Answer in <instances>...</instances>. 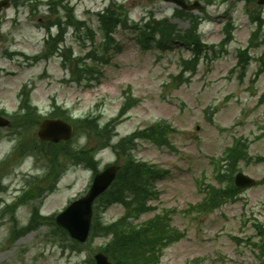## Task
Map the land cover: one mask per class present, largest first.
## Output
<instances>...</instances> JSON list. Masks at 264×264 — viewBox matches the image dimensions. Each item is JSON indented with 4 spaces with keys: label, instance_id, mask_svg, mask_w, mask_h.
Instances as JSON below:
<instances>
[{
    "label": "rangeland",
    "instance_id": "obj_1",
    "mask_svg": "<svg viewBox=\"0 0 264 264\" xmlns=\"http://www.w3.org/2000/svg\"><path fill=\"white\" fill-rule=\"evenodd\" d=\"M113 1L117 6L122 4L130 18L136 22H141L143 17L153 13L157 19H170L174 29L182 32L196 31L195 26L202 25V39L210 45L223 39L222 22L232 17L231 22L236 27L235 40L228 49L218 51L211 59L203 56L197 72L188 73V78L180 82L181 79L173 81V77L180 72L179 63L190 58L192 51L178 47L168 52L144 50L137 41V31L120 28L115 33L119 46L108 52L111 60L100 68L103 73L98 76L100 82L87 87L85 83L91 80L85 79L80 83L72 81L73 84L65 80L66 76L71 77L70 70L75 66L69 60L67 71L61 64L63 60L56 57L41 61L33 67L19 66L23 62L20 56L15 59L8 57L9 51L23 50L40 54L45 49L38 42L42 35L22 24L27 22L29 16L28 9L20 7L16 13L21 12L17 20L22 25L15 26L12 33L10 21L1 22L0 114L4 115L1 111H6L4 118L10 120L11 124L7 128H0V163L10 155L9 160L15 151L13 146L28 135L21 129L24 123L19 113H15L20 102L19 92L25 85L34 88L33 102L43 114H53L55 103L68 106L75 104L74 107H77L75 109L81 116L93 113L92 119L99 118L101 126L109 123L119 113L125 89L130 87L140 102L118 127L120 139L161 120L169 122L178 130L172 135L167 130H157L159 140H165L168 136V140L160 146L140 140L134 148V155L138 160L154 166L160 173L169 171L165 178L156 182L154 188L159 194L158 198L151 201L153 210L143 217V220H149L160 215L163 217L162 227L169 228L178 235L176 243L164 249L162 264H190L196 259L201 260L202 264H263L261 249L253 243L263 241L255 223L258 221L264 224V183L249 190L235 192L239 194L236 199H231L211 214H201L199 207L206 196V185L217 183L213 173L214 165L218 166L214 163L215 160L233 144L234 139L242 138L250 146L249 154L245 153L251 157V161L241 162L242 171L257 180L264 179V163L257 162L260 156H264V104L259 105V98L264 94V74L256 84L252 83L259 66L257 60L251 64L243 79L237 73H231L237 64V49L246 47L255 29L244 3H213L205 12H191V20L189 17H173L177 7L163 0ZM258 1L254 0L252 6L256 11L263 9ZM60 3L61 1L57 4L59 14L65 17L68 14L71 19L76 16L85 21L87 27L97 31L95 42L85 51L99 47L104 36L95 11L107 6L109 0H72ZM44 9L45 13H39L34 18L35 21H38L39 16L48 17L49 6L41 8L42 11ZM13 14L14 11L7 10L1 17ZM262 14L264 17V9ZM194 15L198 21H194ZM81 33L85 35L86 31ZM79 34L76 35L75 32V38L72 35L69 39L74 55L79 54L77 52L80 48L85 49L80 46L82 43L79 42ZM262 53L264 46L260 51L253 52L257 58ZM87 63L98 67L102 62ZM132 107L133 105L128 106ZM41 121H38V126L35 125L34 136L30 139L31 148H25L31 155L18 156L19 159L10 162L2 174L4 200L12 202L15 193L22 196L29 186H46L52 182L56 168H61L60 162L71 166L63 176L59 188L48 194L43 203L40 202L41 198L31 202L30 197L25 198V203L17 212L21 227L29 223L34 206L41 205L43 215L57 214L83 196L93 180L92 172L85 166L73 167L77 156L68 157L73 156L75 150L83 148L87 138L76 135L70 143L55 145L51 142H39L37 133ZM91 121L88 125H92ZM9 138L14 142L7 144L5 141ZM97 141L98 138L92 140L89 148ZM41 148H45L42 154L39 150ZM46 156L53 159V167H50ZM115 159L111 149L101 151L100 168ZM48 168L51 170L48 171ZM216 186L218 187V183ZM124 213L123 206H112L103 220L116 221ZM4 221L3 226H0V264H90L87 258L93 256L104 241L93 238L84 247L78 248V251H73L69 237H65L58 229L50 234L51 228L48 225L37 222L39 227L35 231L12 244L8 238L13 221L9 217ZM106 233L99 229L94 236Z\"/></svg>",
    "mask_w": 264,
    "mask_h": 264
},
{
    "label": "trees",
    "instance_id": "obj_2",
    "mask_svg": "<svg viewBox=\"0 0 264 264\" xmlns=\"http://www.w3.org/2000/svg\"><path fill=\"white\" fill-rule=\"evenodd\" d=\"M164 28V27H162ZM160 29V28H159ZM30 115L29 113L27 114ZM95 131V135L100 139L99 146L102 142L106 141L110 137L108 128L103 132L96 130V126L92 128ZM107 138L105 139L106 135ZM109 139V138H108ZM126 146V142L123 143V148ZM244 146L237 143V146L232 149L229 153L226 161L228 166L226 170L219 171L217 178L222 182L226 181V188L213 189L210 195V201L208 204L203 206L205 210L215 208L224 201L227 196H232L237 190L234 186L233 175L237 172V164L246 157L244 153ZM125 154L128 150L124 149ZM78 158L83 160L88 159L91 156L89 152L85 150L75 151ZM47 156L49 161L54 165L53 159ZM93 160V159H92ZM62 166V162H60ZM162 174L156 172L155 169L142 163H137L131 155H128L126 165L120 170L117 181L113 184L111 189L104 194L103 199L100 201L112 202L120 201L124 203L129 210L130 214L126 218L121 220L119 223L113 225L109 233L112 235V240L107 243L105 252L110 256L113 262L116 264H156L155 248L153 247V238L162 234V228L157 232L156 230L161 227V224L150 223L143 226H135L129 221L131 217H137L141 212L146 210L147 199L150 198L151 193V180L154 178L162 177ZM230 191V192H229ZM136 195V198L134 197ZM132 196L130 201L125 200L126 197ZM107 198V199H106ZM98 224L95 228H97ZM65 237L67 235L62 233ZM135 258V259H134Z\"/></svg>",
    "mask_w": 264,
    "mask_h": 264
},
{
    "label": "water",
    "instance_id": "obj_3",
    "mask_svg": "<svg viewBox=\"0 0 264 264\" xmlns=\"http://www.w3.org/2000/svg\"><path fill=\"white\" fill-rule=\"evenodd\" d=\"M7 124L8 122L0 119V125L5 126ZM50 125L45 126L40 132V136L42 139H51V140L56 139L58 128L55 125H52V126ZM57 126L59 127L60 124H57ZM116 172H117V167H111L104 173L97 175L94 186L91 192L88 194V196L80 200L79 202H76L68 210V212H71L73 218L71 221H69L67 227L76 237L80 238V235L82 233L84 237L87 235L89 231L91 215H92L91 205L94 199L99 194H101L109 186V184L113 181V179L115 178ZM237 184L240 187L245 188V187L253 186L256 183L251 178L243 174H239L237 177ZM63 217L64 216L60 217V219H62ZM97 259L101 261V262H98L100 264H109L107 258L103 257L102 255L97 256Z\"/></svg>",
    "mask_w": 264,
    "mask_h": 264
},
{
    "label": "flooded vegetation",
    "instance_id": "obj_4",
    "mask_svg": "<svg viewBox=\"0 0 264 264\" xmlns=\"http://www.w3.org/2000/svg\"><path fill=\"white\" fill-rule=\"evenodd\" d=\"M17 2V1H24L23 5H25L26 3H32V1H29V0H9V2Z\"/></svg>",
    "mask_w": 264,
    "mask_h": 264
}]
</instances>
